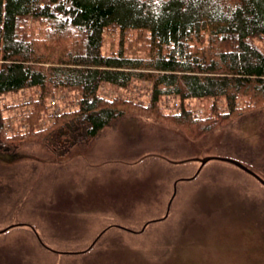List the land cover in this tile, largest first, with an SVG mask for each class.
Masks as SVG:
<instances>
[{"label": "rangeland", "instance_id": "rangeland-1", "mask_svg": "<svg viewBox=\"0 0 264 264\" xmlns=\"http://www.w3.org/2000/svg\"><path fill=\"white\" fill-rule=\"evenodd\" d=\"M144 83L136 81L129 90L102 84L100 93L132 94L146 103ZM35 90L1 95L13 127L23 125L24 110L10 104ZM72 93L60 94L61 107ZM177 104L173 95L160 100L167 111ZM203 109L195 104L193 115ZM204 156L237 159L264 177V108L247 111L199 139L136 111L59 155L34 145L13 153L0 150V229L17 224L0 232V264H264L259 214L264 188L241 169L217 160H209L194 179L177 183L170 215L146 227L149 237L127 235L134 245L125 246L101 238L88 254L65 253L80 249L108 222L139 226L162 215L174 180L190 177L199 166L191 158ZM243 200L250 203L244 207ZM131 203L144 208L123 210ZM33 229L53 251L39 244ZM179 231L188 235L175 243Z\"/></svg>", "mask_w": 264, "mask_h": 264}, {"label": "trees", "instance_id": "trees-1", "mask_svg": "<svg viewBox=\"0 0 264 264\" xmlns=\"http://www.w3.org/2000/svg\"><path fill=\"white\" fill-rule=\"evenodd\" d=\"M136 81L147 86L146 103L132 94L100 93L103 83L129 90ZM32 88L40 93L28 102L25 128L7 132L9 105L1 95ZM60 88L74 90L76 102L46 121L47 101ZM164 95L178 100L174 111L160 106ZM195 104L204 108L198 117ZM259 108H264V0H0V150L34 145L59 155L71 140L89 142L111 121L136 111L199 139ZM171 208L172 203L166 217L142 231L147 219L139 226L121 223L136 231L108 222L97 241L134 245L127 235L149 237L146 227L165 220ZM259 214L264 220L262 208ZM187 235L175 233V243Z\"/></svg>", "mask_w": 264, "mask_h": 264}, {"label": "water", "instance_id": "water-1", "mask_svg": "<svg viewBox=\"0 0 264 264\" xmlns=\"http://www.w3.org/2000/svg\"><path fill=\"white\" fill-rule=\"evenodd\" d=\"M193 160H198L200 162L199 168L208 160L210 159H218V160H223L227 161L230 163H233L234 165L242 168L243 170L247 171L248 173L252 174L254 177H256L262 184H264V179L259 176L255 171L250 169L247 165L242 163L241 161L229 157H224V156H204V157H192ZM169 205L167 206V211H168ZM167 213V212H166ZM166 215V214H165ZM144 227V225H143Z\"/></svg>", "mask_w": 264, "mask_h": 264}, {"label": "flooded vegetation", "instance_id": "flooded-vegetation-1", "mask_svg": "<svg viewBox=\"0 0 264 264\" xmlns=\"http://www.w3.org/2000/svg\"><path fill=\"white\" fill-rule=\"evenodd\" d=\"M74 129L77 131V133H79V131L77 130V126L74 127ZM69 139V137H66L65 140Z\"/></svg>", "mask_w": 264, "mask_h": 264}]
</instances>
